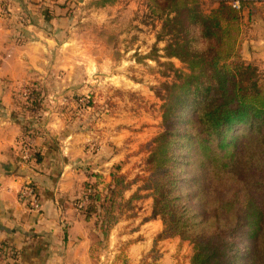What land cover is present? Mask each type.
Instances as JSON below:
<instances>
[{"label": "trees", "instance_id": "obj_1", "mask_svg": "<svg viewBox=\"0 0 264 264\" xmlns=\"http://www.w3.org/2000/svg\"><path fill=\"white\" fill-rule=\"evenodd\" d=\"M150 1L163 19L164 57L186 71L169 64L176 81L157 90L163 130L147 145V175L128 180L112 173L102 192L86 184L89 204L76 207L86 221L98 217L95 225L107 237L116 212L132 211L146 191L152 218L163 222L158 239L189 242L190 264H264V81L241 55L243 14L264 22L256 6L262 0H211L218 7L209 14L200 0ZM32 85L17 104L24 117L37 118L44 89L39 80ZM42 161L36 154L35 164Z\"/></svg>", "mask_w": 264, "mask_h": 264}, {"label": "rangeland", "instance_id": "obj_2", "mask_svg": "<svg viewBox=\"0 0 264 264\" xmlns=\"http://www.w3.org/2000/svg\"><path fill=\"white\" fill-rule=\"evenodd\" d=\"M61 1V8L71 2L67 15L74 27L68 35L73 45L65 55L69 59L83 60L84 79L62 82L63 86L68 84L69 87L62 90L63 94L57 91L47 97V101L49 105L60 108L70 132L82 134L83 147L90 156L86 163L89 166L85 185H98L99 192H102L108 180H112V173L126 175L128 180L147 175V145L163 130V101L157 96V90L163 84L176 81L169 64L184 72L186 67L176 59L164 57L166 41L158 39L163 19L155 13L150 0ZM104 1L108 2L105 6ZM200 2L205 14L218 7L211 0ZM256 6L264 16V0L257 2ZM245 12L241 55L246 63L258 68L264 81V44L258 45L264 42V22L260 17H251L250 12ZM248 42L253 43L250 45ZM247 46L248 50L245 49ZM252 53H255V62L249 58ZM29 87L32 89L33 85L21 89V94ZM43 89L46 92V87ZM143 131H146L147 137L141 140L139 135ZM110 134L121 139L123 155L119 163L103 167L98 156L101 144L110 138ZM85 185L76 201L82 208L89 204L88 197L92 193L86 190ZM143 185L140 181L125 192L124 200ZM149 194L141 191L139 195L144 198L133 203L132 211L123 208L121 215L116 212L118 220L107 237L104 236V229L91 224L90 231L94 229L99 236L91 235L92 249L96 254H103L113 248L118 252L111 264H126L124 256L141 240L146 243V252L136 264H190L193 246L189 242L180 238L158 239L164 226L160 218H152L153 199ZM92 219L97 221L98 217ZM108 258L106 253L104 262L107 264Z\"/></svg>", "mask_w": 264, "mask_h": 264}, {"label": "crops", "instance_id": "obj_3", "mask_svg": "<svg viewBox=\"0 0 264 264\" xmlns=\"http://www.w3.org/2000/svg\"><path fill=\"white\" fill-rule=\"evenodd\" d=\"M6 1L12 15L0 18V264H107L106 253L111 264L118 251L94 252L91 238L99 236L90 225L96 219L86 221L76 207L88 181L90 156L84 138L70 132L60 108L47 101L69 87L62 82L84 79L83 60L65 55L73 45L68 37L74 28L67 15L71 2L61 8V0ZM249 58L255 62V53ZM35 80L46 87L43 109L37 118L24 117L17 100L21 89ZM25 128L32 129L30 135ZM139 136L144 140L146 131ZM24 137L31 138L43 156L34 168L20 157ZM109 137L98 156L103 167L119 163L123 155L121 139ZM28 181L37 186L39 211L28 210L20 201V190ZM145 244L140 240L126 253V264H136L146 252ZM8 251L16 261L9 259Z\"/></svg>", "mask_w": 264, "mask_h": 264}, {"label": "built area", "instance_id": "obj_4", "mask_svg": "<svg viewBox=\"0 0 264 264\" xmlns=\"http://www.w3.org/2000/svg\"><path fill=\"white\" fill-rule=\"evenodd\" d=\"M234 8L239 9L240 4L238 2L234 3ZM12 15V10L6 0H0V18L10 17ZM31 87L26 89L24 92V96L27 97ZM22 145V153H21V160L25 166L28 167H36L35 164V156L37 154L35 148L32 146L31 138L24 137L21 142ZM19 198L21 203L30 211H39L40 210V203H39V192L36 187L33 186L32 182L26 183L19 193ZM7 254L9 255V259L11 261H16V255L8 251Z\"/></svg>", "mask_w": 264, "mask_h": 264}]
</instances>
